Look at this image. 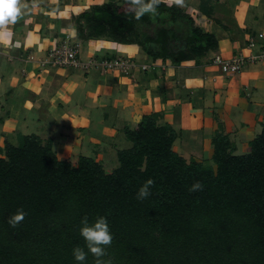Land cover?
Masks as SVG:
<instances>
[{
    "label": "trees",
    "instance_id": "1",
    "mask_svg": "<svg viewBox=\"0 0 264 264\" xmlns=\"http://www.w3.org/2000/svg\"><path fill=\"white\" fill-rule=\"evenodd\" d=\"M147 2V0H146ZM212 0L199 11L215 17ZM79 42L109 39L137 44L153 61L212 64L219 38L187 7L161 0L156 14L139 20L128 0L91 4L71 17ZM161 112L124 129L131 146L107 171L90 156L77 165L60 159L50 140L22 134L0 148V264H78L73 249L88 252L82 220H107L113 237L105 251L112 264H264V126L250 150L237 153L222 129L212 138L210 159L187 158L174 148L179 130L160 122ZM151 179V195L138 190ZM202 190L192 192L195 183ZM26 213L15 228L8 223ZM88 253L83 264H95Z\"/></svg>",
    "mask_w": 264,
    "mask_h": 264
},
{
    "label": "crops",
    "instance_id": "2",
    "mask_svg": "<svg viewBox=\"0 0 264 264\" xmlns=\"http://www.w3.org/2000/svg\"><path fill=\"white\" fill-rule=\"evenodd\" d=\"M106 1L21 0L26 7L16 23L0 28V148L33 133L50 140L60 159L78 163L80 156H90L106 168L107 156L114 155L116 167L118 151L131 146L124 129L146 114L161 112L160 122L179 130L174 148L176 143L181 148L201 145L205 159L211 158L212 138L222 129L237 142L236 152L249 151L251 131L264 126L263 62L250 63L232 76L194 61L175 66L158 59L152 62L154 69L136 67L129 75L48 63L50 51L68 40L80 44L82 61L122 56L150 64L138 61L147 56L137 44L77 40L72 15ZM200 1L183 4L197 23L217 35L218 53L228 58L258 51L248 45L252 38L263 41L264 0H212L220 22L201 14Z\"/></svg>",
    "mask_w": 264,
    "mask_h": 264
},
{
    "label": "clouds",
    "instance_id": "3",
    "mask_svg": "<svg viewBox=\"0 0 264 264\" xmlns=\"http://www.w3.org/2000/svg\"><path fill=\"white\" fill-rule=\"evenodd\" d=\"M161 0H128L129 9L134 13L135 19L139 20L146 13L156 14L157 6ZM172 3L173 0H168ZM178 5L183 3V0H174ZM22 7L21 0H0V28H4L9 24H15L17 19L21 16ZM154 184V181L149 179L138 190L136 198L138 200H144L151 195L150 188ZM202 184L195 182L190 191L202 190ZM26 213L23 209H19L15 214L9 217L8 223L11 227H17L25 218ZM82 227L80 229V235L83 237L88 252L84 249L76 247L73 249L74 259L78 264H83L86 260L88 253H91L95 258V264H112L111 260H105L103 257L107 255L105 249L111 246L112 235L109 230V226L106 218L100 217L92 225H89L87 217L82 220Z\"/></svg>",
    "mask_w": 264,
    "mask_h": 264
},
{
    "label": "built area",
    "instance_id": "4",
    "mask_svg": "<svg viewBox=\"0 0 264 264\" xmlns=\"http://www.w3.org/2000/svg\"><path fill=\"white\" fill-rule=\"evenodd\" d=\"M262 42L258 43L254 38L249 42L248 47H259L257 52L249 54H235L231 57H223L220 54L214 56L212 64L218 66L227 76H232L240 73L245 66L250 63H264V33H259ZM48 63L55 67H81L88 71L91 69H100L104 73L111 71H120L126 75L132 74L133 68L140 67L142 70L154 69L155 64L138 65L133 59L126 57L104 58L102 60L90 59L82 61L80 58V44L70 43L68 40H63L58 46L52 49L49 53Z\"/></svg>",
    "mask_w": 264,
    "mask_h": 264
},
{
    "label": "rangeland",
    "instance_id": "5",
    "mask_svg": "<svg viewBox=\"0 0 264 264\" xmlns=\"http://www.w3.org/2000/svg\"><path fill=\"white\" fill-rule=\"evenodd\" d=\"M165 2H167L168 4H171V3H169L168 2V0H164ZM173 2H174V0H173ZM226 22H229V20H226ZM70 26H71V24H70ZM107 40H109V39H107ZM109 41H112L113 43L115 42L114 40H109ZM78 43V42H77ZM83 43H86V42H83ZM97 52V51H96ZM95 54V53H94ZM215 54V53H214ZM217 54H220V53H217ZM217 54H215V55H217ZM214 55V56H215ZM221 55V54H220ZM223 56V55H222ZM145 57H142V59L139 57L138 58V61L139 62H142V60H145V61H147V62H150V64L151 65H153V63L152 62H154L150 57H146L145 59H144ZM92 59H94V58H92ZM166 61H168L170 64H172V62L170 61V60H166ZM73 68H81V67H73ZM259 133H261V131L260 132H257V131H251V136L253 137H251V139H250V141L251 140H253ZM200 139V138H199ZM231 141L234 143V145H235V147H236V144L235 143H237L234 139H231ZM250 141H249V145H250ZM199 145V144H198ZM207 145H210L209 143H207ZM197 147V148H196ZM175 149L176 150H179L181 153H183L187 158H189V155L191 154V153H194L196 156H197V158H200L201 160H203V159H205V156H207V153H205V148L203 147V146H201V145H199V146H195L194 148H181L179 145H178V143H176L175 144ZM236 150H238V148H236ZM235 150V151H236ZM212 151H213V146H212V148H211V150H210V153H212ZM245 152H248V151H239V152H237V153H245ZM207 159H210V158H207ZM116 161H117V158H116ZM106 170L107 171H111V169L113 168V167H115V160H114V155H112L110 158H108V156H107V158H106ZM74 165H77V163H74ZM118 166V164L116 165V167Z\"/></svg>",
    "mask_w": 264,
    "mask_h": 264
}]
</instances>
